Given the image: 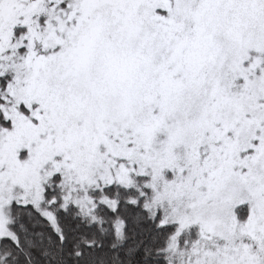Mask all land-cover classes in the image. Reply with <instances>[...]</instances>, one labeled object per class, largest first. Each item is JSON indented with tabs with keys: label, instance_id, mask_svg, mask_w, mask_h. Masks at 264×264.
I'll return each instance as SVG.
<instances>
[{
	"label": "snow or ice",
	"instance_id": "obj_1",
	"mask_svg": "<svg viewBox=\"0 0 264 264\" xmlns=\"http://www.w3.org/2000/svg\"><path fill=\"white\" fill-rule=\"evenodd\" d=\"M0 264H264V0H0Z\"/></svg>",
	"mask_w": 264,
	"mask_h": 264
}]
</instances>
